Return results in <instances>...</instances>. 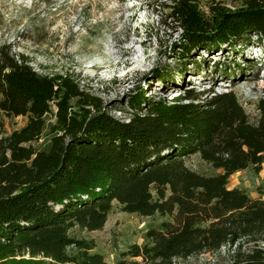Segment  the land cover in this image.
Returning <instances> with one entry per match:
<instances>
[{
    "label": "trees",
    "instance_id": "obj_1",
    "mask_svg": "<svg viewBox=\"0 0 264 264\" xmlns=\"http://www.w3.org/2000/svg\"><path fill=\"white\" fill-rule=\"evenodd\" d=\"M199 1L159 5L182 29L179 54L196 62L192 76L218 54L214 72L234 78L238 72L219 56L264 48V0H243L235 9L211 0L208 13ZM30 60L0 44V111L28 117L11 133L0 121V264H109L93 251L94 240L71 229H103L114 201L124 212L173 217L148 231L149 242L121 253L141 261L117 264H172L225 246L233 251L226 264H264V197L228 186L234 173L250 165L262 169L264 95L254 100L252 120L234 89L188 87L170 101L168 89L148 96L139 88L127 94L131 112L121 118L81 88L78 74L40 73ZM155 73L161 82L175 76ZM48 113L56 123L49 146L40 149L35 142ZM192 156L200 169L188 164Z\"/></svg>",
    "mask_w": 264,
    "mask_h": 264
},
{
    "label": "rangeland",
    "instance_id": "obj_2",
    "mask_svg": "<svg viewBox=\"0 0 264 264\" xmlns=\"http://www.w3.org/2000/svg\"><path fill=\"white\" fill-rule=\"evenodd\" d=\"M163 1L0 0V44L10 43L13 50L30 57V64L40 73L78 74L81 88H89L102 97L116 116L131 112L127 94L139 88L147 89L148 96L165 95L164 90L168 89L167 97L174 101L185 88L202 91L212 86L217 92L234 89L254 120L257 116L254 100L264 95V48L258 53L253 48L222 53L220 63L238 72L234 78L222 80L224 72H214L213 60L218 54L203 63L209 67L200 76H192L197 64L192 58H181L182 29L167 16L169 10L159 5ZM216 1L229 8L243 3V0ZM210 2L200 0V9L208 13ZM257 56L261 61H257ZM184 68L185 74L179 75ZM155 70L171 71L175 76L169 82H161ZM27 119V116L8 117L0 111L6 133L21 128ZM55 123L54 114L48 113L41 138L35 142L38 148L49 146ZM188 164L195 169L201 166L196 156ZM231 185L244 189L251 197H264V162L259 172L250 165L233 174L228 183ZM168 221H173L170 214L142 216L124 212L114 201L103 229L88 231L75 226L71 235L94 240L93 251L103 254L109 264L123 259L141 261V257L122 258L121 253L133 244L149 242L148 231L162 229ZM232 254V249L225 246L217 252L174 259L172 264H226Z\"/></svg>",
    "mask_w": 264,
    "mask_h": 264
},
{
    "label": "crops",
    "instance_id": "obj_3",
    "mask_svg": "<svg viewBox=\"0 0 264 264\" xmlns=\"http://www.w3.org/2000/svg\"><path fill=\"white\" fill-rule=\"evenodd\" d=\"M235 174V173H234ZM232 176V175H231ZM236 186H234V185H231L229 188H235Z\"/></svg>",
    "mask_w": 264,
    "mask_h": 264
},
{
    "label": "built area",
    "instance_id": "obj_4",
    "mask_svg": "<svg viewBox=\"0 0 264 264\" xmlns=\"http://www.w3.org/2000/svg\"><path fill=\"white\" fill-rule=\"evenodd\" d=\"M80 86H81V84H80ZM117 117H121V118H123V117H124V115H123V116H117Z\"/></svg>",
    "mask_w": 264,
    "mask_h": 264
},
{
    "label": "bare ground",
    "instance_id": "obj_5",
    "mask_svg": "<svg viewBox=\"0 0 264 264\" xmlns=\"http://www.w3.org/2000/svg\"><path fill=\"white\" fill-rule=\"evenodd\" d=\"M175 94H176V95H178V94H179V92H176Z\"/></svg>",
    "mask_w": 264,
    "mask_h": 264
},
{
    "label": "water",
    "instance_id": "obj_6",
    "mask_svg": "<svg viewBox=\"0 0 264 264\" xmlns=\"http://www.w3.org/2000/svg\"><path fill=\"white\" fill-rule=\"evenodd\" d=\"M232 9H235V8H232Z\"/></svg>",
    "mask_w": 264,
    "mask_h": 264
}]
</instances>
